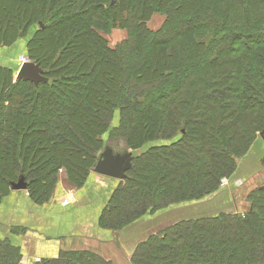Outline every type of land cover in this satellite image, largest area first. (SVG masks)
Instances as JSON below:
<instances>
[{
	"label": "trees",
	"instance_id": "1",
	"mask_svg": "<svg viewBox=\"0 0 264 264\" xmlns=\"http://www.w3.org/2000/svg\"><path fill=\"white\" fill-rule=\"evenodd\" d=\"M56 2L70 12L49 21L48 8L57 16ZM156 13L164 19L153 30L148 22ZM33 22L42 29L27 43V57L47 81L13 84L12 69L0 65V199L18 173L39 203L51 196L39 184L56 172L80 187L98 159L99 135L118 108L110 145L133 153L131 168L110 193L98 224L119 233L147 211L215 191L264 128V0H0V45H11ZM115 28L126 36L109 46L104 35ZM51 30L61 33L56 45L47 46ZM65 40L77 47L71 69L91 68L76 79L83 92L45 70L48 51L61 63ZM25 126L37 127L39 137L22 133ZM36 141L55 149L35 160L29 147ZM147 142L148 149L136 151ZM250 199L243 216L175 222L138 243L131 263L264 264V190ZM20 260V251L0 240V264ZM40 261L113 264L91 250Z\"/></svg>",
	"mask_w": 264,
	"mask_h": 264
},
{
	"label": "rangeland",
	"instance_id": "2",
	"mask_svg": "<svg viewBox=\"0 0 264 264\" xmlns=\"http://www.w3.org/2000/svg\"><path fill=\"white\" fill-rule=\"evenodd\" d=\"M9 1H14V0H9ZM17 1H21V0H17ZM39 4H40V2H39ZM60 5L61 4L57 5V2H56V6H57V16L56 17H54V16L52 17V15H54V8L53 7L51 9L48 8L49 12L47 11L46 16L48 17L49 21H55L56 18L58 20V18L65 15L66 12L67 13L70 12L69 8L60 9V7H61ZM76 10L77 9L75 7L73 9V11H76ZM60 11H63L64 13L62 15H59ZM163 19H164L163 15L156 13L153 15V18L151 19V21L148 22V26L153 30L157 29L160 26V24L162 23ZM40 25H42V24L41 23L39 24L38 22H33L32 25L29 26L26 34L23 35L22 33H19V35L14 36L13 43L11 45H7L8 55H11L10 57L13 59L12 64H11L12 67L11 66L9 67L12 69V74L10 75V80L13 84L14 83L16 84V82L18 81V79H16L15 76H16V72L18 70L21 59L22 58L28 59V57H27V55H28L27 43L29 42V40L33 37V35L39 29H42L40 27ZM58 31L59 30H57V32L56 31L53 32V30H51L50 32H48L49 33L48 36H51L50 38H52L50 40L51 41L53 40V41L50 42L49 44H47V46H50L51 43L52 44L55 43V45H56L57 40H59L58 36L61 33L60 31L59 32ZM240 34H242V33H240ZM125 36H126L125 30L116 29V28L111 29L107 35H104L109 46H114L116 43H118L122 39H124ZM54 37H57V39ZM62 40H63V37H62ZM65 42H67V45H68V50H67L68 52H66L65 56L61 59V63L57 65L56 64L57 55L55 57L54 54L52 55V54H50L51 52L48 51L47 52L48 58L46 57L48 63L45 64V67H46L45 70L47 71V73L54 74L56 80L63 83L64 86L70 85L71 89H73L72 90L73 92H83L82 90H80L79 80H76V79H77V77L85 78L86 76H88L89 73L91 72V68H90V66H88V69L86 68L85 70L71 69L70 60L73 57H75L76 54L78 53L77 47L72 46L71 42H68L66 40H65ZM229 43H231V41ZM58 45L60 46V44H58ZM3 46L6 47V45H0V47H3ZM58 62H59V60H58ZM59 71H61V72H59ZM50 80H52V79H50ZM4 104L7 105V103H5V102H4ZM119 123H120V110L118 108H116L113 111V114H112L111 120L109 122V126H108L107 131H105L99 135V140L101 141V145H100V147L97 148V151H98L97 153L101 152L104 145L115 144L114 139H111L109 137V134H110L111 128L117 127L119 125ZM21 132L24 133L26 136L29 135L30 139H32L33 136H34L33 138L35 139V138L39 137V135H37V134L40 131L38 130L37 127L25 126L24 128L21 129ZM32 134H34V135H32ZM81 134L83 137H85V132L83 130H82ZM57 138H58V136H57ZM51 139H53V138H51ZM58 139H60V138H58ZM63 139H66L67 141H69V139L67 138V135H63ZM38 141H36L33 144L30 143V147H29L30 153L33 152L35 154V160H36V157H38V155H43V154L48 153L50 151H54V149H55V147H52V149L50 148V151H48L49 146H47L44 143H38ZM119 142L124 144L122 140H120ZM121 143H120V145H121ZM42 144H44V145H42ZM54 144H57L56 137H55V141H53L52 145L54 146ZM151 144H152V142H147V143L143 144L141 147H139L137 150L136 149L135 150L136 151H142V150L148 149V147L151 146ZM59 146H61V145L58 144L57 147H59ZM77 147H79V146H77ZM79 148L82 150L85 149V148H81V145ZM263 159H264V142L261 139V137L259 136V132H256L255 140L253 141V143H252L251 147L249 148V150L247 151V153H245L244 155H242L240 157L235 158L236 167H235L234 171L232 172V174L229 177H222L220 179V183H219V185L215 191H213V192L205 195L204 197L200 198V199H203L205 201H200L199 199L180 200V202L159 208V209L155 210L154 212L147 211V212H150L151 213L150 215H152V216H149L148 220H146L145 222H143L141 224L136 225V222L139 221V219H137V220L133 221L132 223H130L129 225H127L123 230L120 231L122 233L121 236L119 234V236L122 238L121 240L123 241V243L126 245V247L129 249L130 253L132 254L134 248L136 247V245L138 243H140L143 240L148 239L152 235L158 234L157 236H160L165 231L166 227L174 224L177 221H180L183 219H188V218H191V219L195 218L196 219V218H199L200 216H203V215L204 216H212V215L215 216V215H219L221 213L238 214V215L243 216L251 208L250 196L254 192L261 190V188H259V187L264 186V160ZM29 168L31 169L32 167H29ZM90 175L97 176L98 174L94 173L93 171H89L85 181L88 179V177ZM64 176H65V174L63 172H58V174L56 172V173H54V175L52 174L50 176V178H46V180H45L46 184L44 182H41L39 184V187L41 190L46 188L47 192L45 194H48V195H50V193L52 194L53 190H55L57 183H61V185H63L64 188L66 190H69V191L76 190V189H79L81 187V186L75 187L71 183L68 184L67 182H65L64 179L66 176L65 177ZM233 179L236 180L235 184H233L230 188H228L227 182H229L230 180H233ZM48 181H49V183H47ZM117 181L118 182H117L116 186L118 185L120 180H117ZM84 182H83V184H84ZM31 184L35 185L37 183L32 182ZM65 184H68V185H65ZM27 190H25V191H27ZM12 191H21V190H11L9 187L5 188V191L2 194L0 201L5 196H7L9 193H11ZM28 191L31 193L30 190H28ZM28 191H27V193H29ZM230 196L233 198V201L228 200V198ZM48 198H50V197H47V199ZM63 199L64 198H62L61 200H63ZM46 202L47 201L44 200L40 204L46 203ZM188 203H191V204L188 205ZM170 206H174V209L172 212L173 218L167 219L166 210H167V207H170ZM144 215H142L141 217H143ZM110 231L114 233L115 239L117 240L116 235H118V231H112V230H110ZM115 245L116 244H113V241L109 242L107 244L108 251H109L108 255L106 254L105 255L106 257H104V256H102V257L105 258L106 260L111 261L113 264H132L130 261V258H127L123 254V252L121 251V248L117 247V245L116 246ZM68 247H69L68 245L64 244V247L59 250V252L57 253V256L51 257V258H56V257L60 256L62 254V252H64V251L72 250L71 248H68ZM40 262L41 261L35 262V264H40ZM20 264H21V262H20Z\"/></svg>",
	"mask_w": 264,
	"mask_h": 264
},
{
	"label": "crops",
	"instance_id": "3",
	"mask_svg": "<svg viewBox=\"0 0 264 264\" xmlns=\"http://www.w3.org/2000/svg\"><path fill=\"white\" fill-rule=\"evenodd\" d=\"M10 56L7 46L0 47V65L12 67ZM117 180L100 174L90 175L79 189L72 191L57 183L50 198L42 204L35 202L25 190L12 191L0 201V240H7L20 251L21 264H35L41 259L55 257L64 244L72 250H91L106 257L107 244L111 241L130 258V251L120 237L122 233L116 235V240L113 232L98 224ZM235 182V179L230 180L227 187ZM62 198H67L68 204H62ZM79 200L86 202L75 205ZM228 200L233 201V198L230 196ZM173 209L174 206L167 207V219L173 218ZM150 214L145 213L136 225L148 220Z\"/></svg>",
	"mask_w": 264,
	"mask_h": 264
},
{
	"label": "water",
	"instance_id": "4",
	"mask_svg": "<svg viewBox=\"0 0 264 264\" xmlns=\"http://www.w3.org/2000/svg\"><path fill=\"white\" fill-rule=\"evenodd\" d=\"M15 78L18 80L23 79L31 81L34 85H37L39 82L47 81L39 65L30 60L23 62L18 67ZM181 131H183L182 128ZM259 136L264 142V128L259 132ZM132 156L133 153L126 147L106 144L99 153L98 159L91 171L100 175L123 180L127 177V170L131 168ZM8 184L11 190H26L28 181L25 180L24 174L18 173L16 180L9 181ZM259 188L264 189V186ZM82 202L86 201L79 200L75 202V205L80 206L83 204Z\"/></svg>",
	"mask_w": 264,
	"mask_h": 264
},
{
	"label": "built area",
	"instance_id": "5",
	"mask_svg": "<svg viewBox=\"0 0 264 264\" xmlns=\"http://www.w3.org/2000/svg\"><path fill=\"white\" fill-rule=\"evenodd\" d=\"M26 61H29L27 58H22L21 59V61H20V64H19V66L23 63V62H26ZM228 183V182H227ZM68 202H69V200L67 199V198H64L63 200H62V204H64V205H66V204H68Z\"/></svg>",
	"mask_w": 264,
	"mask_h": 264
},
{
	"label": "flooded vegetation",
	"instance_id": "6",
	"mask_svg": "<svg viewBox=\"0 0 264 264\" xmlns=\"http://www.w3.org/2000/svg\"><path fill=\"white\" fill-rule=\"evenodd\" d=\"M27 190V189H26Z\"/></svg>",
	"mask_w": 264,
	"mask_h": 264
}]
</instances>
